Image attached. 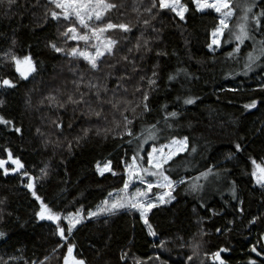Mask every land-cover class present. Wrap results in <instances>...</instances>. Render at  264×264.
Instances as JSON below:
<instances>
[{
    "label": "snow or ice",
    "instance_id": "snow-or-ice-1",
    "mask_svg": "<svg viewBox=\"0 0 264 264\" xmlns=\"http://www.w3.org/2000/svg\"><path fill=\"white\" fill-rule=\"evenodd\" d=\"M131 13L134 21L125 19L128 15L125 0H0V16L9 20L27 18L29 23L24 27L33 34L48 33L44 47L55 58L68 62L70 80L41 93L35 101L33 93L38 89L29 88L25 93L27 110H44L41 122L47 123L48 130L37 127L34 133L43 148H51L53 153L62 149L71 155L74 149L97 138L99 141H119L117 147L122 148L119 172L111 158L102 157L93 166L98 177L120 176L121 186L107 192L94 206L85 208L83 203L76 206L75 200L71 204H61L62 195L46 199L40 190L54 174L50 164L42 163L34 174L11 147L0 146V177L18 179L37 206L33 219L50 222L52 234L58 237L55 247L42 257L28 260L16 256L0 257V264H16L17 261L49 264L52 259L58 264H88L75 241V234L89 223L107 226L113 218L131 214H138L147 235L153 238V251L146 258H130L129 250L122 248L118 264H128L129 259L133 264H228L226 255L231 252L230 247L202 251L206 243L204 237L209 235L203 225L205 219L223 216L225 209H230L234 219L227 221L223 229L215 228L217 234L224 235L245 213L237 183L228 178L232 173L223 167L224 162L233 161L237 154L245 151L246 145L241 142L244 138L233 142L232 151L224 155L223 162L207 164L201 169L193 163L194 154H198L195 137L177 132L185 127L181 124L185 117L184 106L196 105L199 96L190 92L176 95L171 108L167 103L159 105V111L151 121L145 122V118L153 114L152 101L160 91L161 71L166 72L169 91L176 84L184 88L187 82L199 79L181 66L183 62L176 49L169 50L165 18L180 28L183 36L186 31L183 26L189 19H195L197 14H214L213 25L205 31L204 46L214 54L224 44L231 45V51L225 53L226 58L241 64L244 76L259 74L258 88L264 91V0H132ZM116 14L121 18L118 21L113 20ZM226 31L228 35L224 39ZM16 32L17 29H12L10 37L0 35V39L8 44L6 49H0V66L14 69L12 76H0V126L23 137V128L3 114L7 105L5 96L15 92L22 83H33L39 74V62L34 58L31 45L23 55L17 53ZM189 43L185 37V47ZM169 57L177 58V66L171 71L161 65ZM262 103L264 100L253 98L243 104V109H257ZM186 126L192 128L191 122ZM201 139L205 145L209 143L203 136ZM247 159L250 162L249 183L254 190L264 193V157L258 160L249 156ZM190 168L195 170V175L191 174ZM64 175H68L67 168ZM137 182L142 187H136ZM63 183L66 184L67 179ZM221 184L223 186L219 187ZM224 189L229 195L217 211L208 202V192L217 191L223 198ZM181 193L192 196L195 201L192 212L197 216L198 229L188 240L179 235L168 237L154 223L158 214L167 213L180 203ZM261 204L264 205V201ZM8 205V195L0 194V224L5 216H12ZM197 208L211 215L201 217ZM261 215L264 213L251 215L247 221L250 235ZM7 238L8 233L0 229V240ZM110 240V236L102 239L100 247L90 241L89 246L98 259L103 260V249L109 247ZM254 241L248 240L246 264H264V232L257 233ZM169 244L187 248L189 254L173 261ZM165 254H168L167 258H164ZM104 264L108 262L104 261Z\"/></svg>",
    "mask_w": 264,
    "mask_h": 264
},
{
    "label": "trees",
    "instance_id": "trees-1",
    "mask_svg": "<svg viewBox=\"0 0 264 264\" xmlns=\"http://www.w3.org/2000/svg\"><path fill=\"white\" fill-rule=\"evenodd\" d=\"M125 3L128 11L125 19L134 21V15L131 13L132 0H125ZM119 19H121L119 14L113 16L114 21ZM214 21V14L208 16L197 14L195 19H189L183 26L186 31L182 36L181 29L165 18L169 50L176 49L183 62L181 66L186 67L199 79L187 82L184 88L176 84L169 91L165 81L166 72L161 71L160 91L154 95L152 101L154 111L152 115L145 118V122L151 121L153 116L157 115L159 105L167 103L171 108L176 95L190 92L199 96L200 99L196 105L184 106L185 117L182 118L181 124L185 127L177 129V132L183 135L190 134V138L195 137L198 154H194L193 163L201 169L207 164L223 162L224 155L232 151L233 142L240 141L241 137L244 138L241 142L246 145L245 151L237 154L233 161L224 162L223 167L232 173L228 178L237 183L239 194L244 200L245 213L236 219V223L231 226L232 230L224 235L217 234L215 228L223 229L227 221L234 219L230 209H225L223 216L205 219L203 226L208 230L209 235L204 237L206 243L203 244L202 251H215L220 246H227L231 248V252L226 255L228 264H246L249 256L248 240L252 239L255 242V235L264 232V215H261L258 224L253 227L251 235L246 226L251 215L264 213V205L261 204V201H264V193L254 190L249 183L250 162L247 159L249 156L258 160L264 157V103L258 105L257 109L249 111L243 109V104L253 98L264 100V91L258 88L261 82L259 74L249 73L248 76H244L241 64L226 58L225 53L231 51V45L224 44L223 48L214 54L206 49L205 31L211 28ZM28 23L27 18L17 20L13 17L9 20L0 16V35L6 34L10 37L12 29H17V53L23 55L27 46L31 45L34 58H37L39 62V74L36 80L31 84L22 83L15 92L5 96L7 105L3 109V114L14 119L23 128V137L0 126V146L11 147L34 174L42 163L50 164V167L55 170L54 174L40 190V194L46 199L52 200L62 195L61 204L64 202L71 204L75 200L76 206L83 203L85 208L92 207L103 199L107 192L121 186L120 176L113 177L106 174L108 178L104 179L95 175L93 172L95 161L102 157L111 158L113 166L119 172L122 167L119 165L122 148L117 147L119 141L111 139L99 141L98 138L80 149H74L71 155L62 149L53 153L51 148H43L40 138L34 133L37 127L43 131L48 130L47 123L41 122L44 110L41 112L27 110L24 104L25 93L29 88L38 89V92L33 93L35 101L41 93L49 91L72 77L68 71V62L63 58H55L44 47L45 36L48 33L33 34L24 27ZM227 35L226 31L224 39H227ZM185 37L190 41L187 47L184 44ZM7 47L8 44L0 39V49ZM161 65L162 68L171 71L177 66V58L169 57L167 61H162ZM13 73L14 69L10 66H0V76H12ZM229 89H237V91L233 92ZM48 115H54V113H48ZM189 122L192 128L186 126ZM202 136L209 141L207 145L204 139H201ZM123 147L127 148V145ZM65 168H67V177L64 175ZM189 170L192 175L196 174L194 169ZM65 179H67L66 184L63 183ZM222 186L221 184L219 187ZM0 194L8 195V211L12 213L11 217L5 216L3 224H0V229L8 233L6 240H0V257L7 259L9 256H16L28 260L42 257L50 252L55 247L58 237L52 234L53 228L49 226L50 222H37L33 219V212L37 206L28 192L19 185L18 179L13 176L0 177ZM228 195L226 189L223 191V198L219 192L209 191L208 202L219 211ZM178 199L180 203L171 211L158 214L154 223L159 225L168 237L174 238L179 235L188 240L198 229L195 222L197 216L192 212L195 201L192 196L183 193ZM197 213L201 217L211 215L199 208ZM109 236L111 237L109 247L103 249V260H100L89 246L90 241H95L97 247H100V241ZM75 241L88 264H104V261L108 264H118V255L122 248L129 250L130 258L133 256L146 258L153 251V238L147 235L138 219V214L115 217L107 226L89 223L87 227L75 234ZM177 244L168 245L173 261L189 254L187 248H179ZM167 255L165 254L164 258H167ZM16 264L21 262L17 261ZM49 264H58V261L52 259ZM128 264H133L131 259Z\"/></svg>",
    "mask_w": 264,
    "mask_h": 264
},
{
    "label": "rangeland",
    "instance_id": "rangeland-1",
    "mask_svg": "<svg viewBox=\"0 0 264 264\" xmlns=\"http://www.w3.org/2000/svg\"><path fill=\"white\" fill-rule=\"evenodd\" d=\"M217 51H218V50H217ZM145 147H147V145H146ZM135 186H136V187H142V185H140L139 182H137Z\"/></svg>",
    "mask_w": 264,
    "mask_h": 264
}]
</instances>
